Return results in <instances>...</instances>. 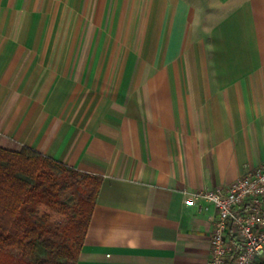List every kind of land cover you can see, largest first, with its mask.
<instances>
[{
	"label": "crops",
	"instance_id": "1",
	"mask_svg": "<svg viewBox=\"0 0 264 264\" xmlns=\"http://www.w3.org/2000/svg\"><path fill=\"white\" fill-rule=\"evenodd\" d=\"M0 146L102 176L77 264H207L264 162V0H0Z\"/></svg>",
	"mask_w": 264,
	"mask_h": 264
},
{
	"label": "trees",
	"instance_id": "2",
	"mask_svg": "<svg viewBox=\"0 0 264 264\" xmlns=\"http://www.w3.org/2000/svg\"><path fill=\"white\" fill-rule=\"evenodd\" d=\"M102 180L29 146H0V264H77Z\"/></svg>",
	"mask_w": 264,
	"mask_h": 264
},
{
	"label": "built area",
	"instance_id": "3",
	"mask_svg": "<svg viewBox=\"0 0 264 264\" xmlns=\"http://www.w3.org/2000/svg\"><path fill=\"white\" fill-rule=\"evenodd\" d=\"M215 205L207 264H254L264 256V162L226 187L197 190L187 199Z\"/></svg>",
	"mask_w": 264,
	"mask_h": 264
},
{
	"label": "rangeland",
	"instance_id": "4",
	"mask_svg": "<svg viewBox=\"0 0 264 264\" xmlns=\"http://www.w3.org/2000/svg\"><path fill=\"white\" fill-rule=\"evenodd\" d=\"M261 258H262V260H261V261H259V263H258V264H264V256H262Z\"/></svg>",
	"mask_w": 264,
	"mask_h": 264
}]
</instances>
